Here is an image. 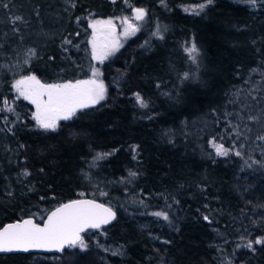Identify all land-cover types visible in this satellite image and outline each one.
Segmentation results:
<instances>
[{
  "label": "trees",
  "instance_id": "1",
  "mask_svg": "<svg viewBox=\"0 0 264 264\" xmlns=\"http://www.w3.org/2000/svg\"><path fill=\"white\" fill-rule=\"evenodd\" d=\"M66 1L0 0L8 4L9 30L0 55V227L26 217L42 222L81 197L106 203L116 218L83 233L86 250L0 254V264H264V244L247 247L264 239L262 128L248 135L229 124L237 93L264 92V0H213L199 15L185 8L206 0ZM135 7L147 12L139 31L101 63L105 99L60 121L54 132L41 129L15 80L89 78L96 65L90 19L130 16ZM47 13L59 21L45 19ZM16 16L22 21L13 23ZM193 42L200 52L195 64L184 51ZM200 71L199 84L185 83V73ZM205 114L217 138L248 136L254 148L227 143L232 153L220 158L191 151L178 133ZM98 153L107 155L96 159Z\"/></svg>",
  "mask_w": 264,
  "mask_h": 264
},
{
  "label": "snow or ice",
  "instance_id": "2",
  "mask_svg": "<svg viewBox=\"0 0 264 264\" xmlns=\"http://www.w3.org/2000/svg\"><path fill=\"white\" fill-rule=\"evenodd\" d=\"M115 2V0H113ZM128 0H125L127 3ZM256 0H250V3L255 4ZM213 0H206V3L199 4L194 8H185V11H191L193 14L199 15L208 5H211ZM4 7H7L5 4ZM72 7H75L72 4ZM131 7V5H129ZM147 16V12L143 8H134L135 21H143ZM22 21V17L16 16L12 21ZM121 23L125 25L124 36L134 35L139 31V27L124 17ZM93 29L92 35V56L93 59L102 63L109 55L120 47L119 39L116 35V25L113 20H96L91 24ZM18 31V29H14ZM160 39V29L157 27L155 33ZM66 43H69L66 41ZM191 61L198 63L200 54L198 47L193 42L190 47L184 49ZM35 50L29 49V57L35 56ZM27 63V60L25 61ZM255 71V70H253ZM98 70H93L92 78L86 80H77L74 83L69 81L61 84H42L35 76H27L15 82L14 88L18 96L29 100L36 106L34 119L37 125L44 131H56L59 127V122L62 120H70L76 113L82 109L93 107L100 101L105 99L106 88L104 83L97 77ZM189 74L185 73L184 78L188 79ZM136 103L146 108L147 102L139 94L135 93ZM238 95V93H237ZM255 99V97H253ZM7 106L8 102L4 101ZM8 111H14L11 107ZM250 119H255L250 117ZM264 139V137H259ZM217 156H227L231 151L225 148L222 144L212 142ZM136 146H133L135 151ZM107 154H97L96 159H102ZM235 155L240 156L239 151ZM135 158V157H133ZM24 176L30 175L25 170ZM130 176H136L135 172H130ZM83 195V194H81ZM155 216L161 217L167 221L168 215L164 212H155ZM115 219V213L110 208H106L101 204H97L92 200H74L66 203L47 217L44 226H40L32 219L24 220L22 223L10 224L0 231V252L24 251L31 249H45L63 251L65 246L74 247L79 245L81 249L87 248L84 243L81 233L88 228L98 229L101 225L110 223ZM208 220V217H204ZM253 244H264V239H257L254 242L249 241L247 247L253 248Z\"/></svg>",
  "mask_w": 264,
  "mask_h": 264
},
{
  "label": "rangeland",
  "instance_id": "3",
  "mask_svg": "<svg viewBox=\"0 0 264 264\" xmlns=\"http://www.w3.org/2000/svg\"><path fill=\"white\" fill-rule=\"evenodd\" d=\"M52 3L53 0H50ZM118 1V0H115ZM123 2H125V0H121ZM62 4H64L65 0H62ZM7 5V7H4V5ZM66 4L70 6L71 2L69 0L66 1ZM65 5V4H64ZM135 8H139V7H135ZM144 9V8H143ZM8 10V4L6 2H3V4L0 5V55H6L5 52H3L2 50H4V45H6V37L8 35V31L6 29L7 32H5V28L6 26L4 22V16L3 13H6ZM45 19H49L50 21H54L57 22V20L59 21V19H57V17L55 16L54 13H47L44 15ZM124 17H128L129 20H131L133 23H135L138 27H140L142 21H135L133 19L134 17V10H133V14L130 16H124ZM124 17H119L118 19H113V18H92L90 19V27L93 21L96 20H113L115 25L118 27V30L116 32V35L119 39V44L120 47L118 48V50L114 51L111 55H109L105 60L111 59L113 58L118 51L125 45V43L128 41L129 38H131L133 35H128V36H124V27L125 25L121 23V20ZM224 24L226 28L228 27V24L226 23H221ZM38 28L36 30V33L38 35V37L40 38L39 40H42L41 38L45 39L47 37V34H45L46 32H44V30H42V24L39 21L38 23ZM91 38H90V45H91V51H92V35H93V29L91 27ZM136 34V33H135ZM44 41V40H42ZM10 43V42H9ZM8 43V44H9ZM18 42L14 41L13 45H17ZM183 44H186V42L184 41ZM192 44V43H191ZM190 44V46H191ZM189 46V47H190ZM104 60V61H105ZM96 65L95 68L93 70H98L99 75H98V79L101 80L103 83V78H102V72H101V63L96 61L94 59ZM16 64V62H15ZM213 71L214 70H210ZM93 72V71H92ZM203 71H200L196 76H192L189 75L188 79L185 80V83H187V85L192 86V85H196L199 84L202 79L203 76H201ZM201 73V74H200ZM35 76L34 74H29L27 76ZM27 76H23V77H19L15 80V82L19 79H22L24 77ZM36 77V76H35ZM37 78V77H36ZM92 75L89 78H85V79H80V80H86V79H91ZM38 79V78H37ZM39 80V79H38ZM42 84H61V83H44L41 80H39ZM77 81V80H76ZM14 82V84H15ZM69 82V81H67ZM67 82H63V83H67ZM71 82H75V81H71ZM105 85V83H104ZM106 88V86H105ZM15 89V88H14ZM16 91V90H15ZM246 94L242 95L238 93V95H236L237 99H238V103L237 101H233V112L231 115V119L229 120V124L231 128L238 126H241L242 128H244L245 133H248V135H250L251 132H254V129H256V126H258L260 124L262 130H261V137H264V92L262 93V95H258L261 94L260 92H258L257 88L253 87V88H249L246 90ZM17 93V92H16ZM106 93H107V89H106ZM18 96V93H17ZM21 97V96H18ZM106 97V95H105ZM255 97V99L253 98ZM23 98V97H21ZM29 101V100H28ZM231 103V101H228L226 103V107ZM34 108H35V112H36V106L33 104ZM263 110V111H262ZM34 112V115H35ZM250 117H254L255 119H250ZM241 130H234L233 133H237L239 134ZM236 134V135H237ZM231 134L228 133V140L227 143H230L231 145H235V146H241L242 148H248L250 150H252L254 148V146L252 147V142L250 139L251 137L247 136V139L245 141H243L244 138L242 139H238V136H232L230 137ZM178 137H180V139L184 140V144L186 147H188L191 151L196 152L199 156L202 157V149L204 150V156L206 157H210V158H220V157H225V156H217L215 153V149L212 145V142L215 141L217 144H222L224 145L225 148L230 149L231 151L229 152V154L232 153L233 148L227 144L226 142H224L223 140H221L220 138H217V136H215V132H213L210 120L208 118V116L205 114L202 117L199 118H194L191 122L189 126H182L181 132L178 133ZM238 139V140H237ZM187 141H189V144H187ZM264 141V139L261 140V142ZM251 146V148H250ZM236 148V147H235Z\"/></svg>",
  "mask_w": 264,
  "mask_h": 264
},
{
  "label": "water",
  "instance_id": "4",
  "mask_svg": "<svg viewBox=\"0 0 264 264\" xmlns=\"http://www.w3.org/2000/svg\"><path fill=\"white\" fill-rule=\"evenodd\" d=\"M117 30H118V27L116 26V32H117ZM74 200H92V201H94V202L97 203V204H101V205H103V206L106 207V208H110V209L112 210V212L115 213V218H116V211H115L111 206L107 205L106 203H104V202H102V201H100V200H97V199H94V198H91V197H81V198H77V199H73V200L67 201V202H65V203H63V204H61V205L55 207L54 209H52V210L46 215L45 219H44L42 222H38L34 217H26V218H23V219H20V220H15V221H12V222L6 223V224L3 225L2 227H0V231H2L3 228L7 227V226L10 225V224L22 223L24 220H27V219H32V220H33L35 223H37L38 225H40V226H44V224L46 223L47 217L51 214V212L55 211L57 208L61 207L62 205L66 204V203H70V202H72V201H74ZM112 221H114V219H113ZM112 221H111V222H112ZM111 222H110V223H111ZM110 223H108V224H110ZM108 224L101 225V227L106 226V225H108ZM101 227H100V228H101ZM91 229H93V228H88L86 231L91 230ZM98 229H99V228H98ZM86 231H84V232H86ZM84 232H82V233L80 234L81 237H82V235H83ZM68 247H69V246H65L64 249H63V251H64L66 248H68ZM60 252H62V251H56V250H51V251H49V250H45V249H31V250H29V251H27V252H24V251H12V252H0V254H11V253H13V254H15V253H23V254H27V253L54 254V253H60Z\"/></svg>",
  "mask_w": 264,
  "mask_h": 264
}]
</instances>
